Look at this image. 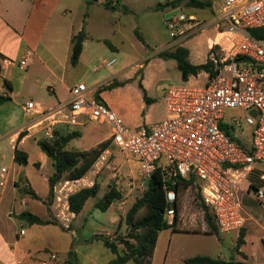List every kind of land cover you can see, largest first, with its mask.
<instances>
[{
	"label": "crops",
	"instance_id": "1",
	"mask_svg": "<svg viewBox=\"0 0 264 264\" xmlns=\"http://www.w3.org/2000/svg\"><path fill=\"white\" fill-rule=\"evenodd\" d=\"M74 1L81 7L78 18L71 8ZM156 1L154 0L148 8L162 14V23L165 26V18L171 7L162 10L155 8L158 4L172 0ZM217 3L219 8V0ZM104 4V0H0V57L17 61L26 52L30 54L25 69L14 63L0 66V96L6 98V101L0 104V165L8 170L7 182L0 189V264H68L69 259L75 264H108L114 259L115 254L106 248L102 241L90 240L91 237L103 235L115 239L117 235L124 236L127 232L124 216L130 207L123 209L121 199L114 200L106 210L113 209L114 213L109 221L112 228L101 221L106 211H100L102 214L95 222L91 216L93 211L80 218L81 210L76 214L68 231L61 229L54 222L31 224L18 217L22 212H29L43 221H51L49 205H45L44 201L48 197V178L54 170L48 157L37 145V140L46 137L45 133L48 131L46 124L39 123L41 115L37 113L55 109L67 101L69 89L77 83H73L74 79L75 81L78 79L83 65L91 62L92 53L96 52L98 44L107 43L108 34H114L118 30L112 27L108 34H94L89 18L90 12L95 5ZM141 4L143 0H120L115 5L117 19L121 17L120 12H132L134 7ZM72 16L76 20L71 22ZM189 16L197 19L195 14ZM69 17L71 19H68ZM213 18L207 23H211ZM82 29L85 32V40L78 62L72 66L71 39ZM193 36L192 32L176 38L169 36L172 41L156 53L181 46L188 50L187 59L190 63L204 64L208 60L213 35L199 45L193 42L196 37ZM108 62L111 61L104 62L103 66L106 67L104 64ZM200 77L202 81L199 83L203 85L207 77L205 72L189 77L186 82L191 79L197 82ZM140 82L148 92L143 85V76ZM121 90L122 88L118 89ZM94 91L95 89L89 90V95L93 96ZM137 93L138 106L134 104L131 95L119 94L113 98L117 93L108 92L105 88L98 91V96L123 123L128 122L131 124L130 127L134 128L150 123L151 107L163 103L164 92L157 100L152 98L153 100L149 102L152 104L149 105H145L140 93ZM27 102L35 104L36 114L24 113V105ZM94 122L99 121L79 118L73 125L58 123L52 126L49 132L52 134L54 129L61 131L64 128H67V131L78 132L79 136L71 140L67 148L87 152L98 148L102 143L105 144L110 135V131L103 132ZM20 133L24 134L18 138ZM84 136L89 137L92 144L84 141L81 146H76L75 142ZM15 149L26 153V165L14 162ZM132 160L138 166L134 157ZM16 184L33 190L39 200L20 193ZM249 184L250 188L241 187L240 201L245 222L240 230L243 231V242L237 250L235 245L240 231L231 232L234 234L233 242L227 246L222 233L218 232L216 235L209 232L204 213L199 214L194 208L183 209L177 211L174 231L167 229L158 232L149 264H185L184 259L196 255L224 260L231 264H264V204L256 203L252 190L254 185L251 182ZM142 210L143 208L137 212V217L143 215H139ZM89 216L92 221L89 220ZM121 249L122 246L118 245V250ZM51 255H55V260L51 259ZM124 264L137 263L130 260Z\"/></svg>",
	"mask_w": 264,
	"mask_h": 264
},
{
	"label": "built area",
	"instance_id": "2",
	"mask_svg": "<svg viewBox=\"0 0 264 264\" xmlns=\"http://www.w3.org/2000/svg\"><path fill=\"white\" fill-rule=\"evenodd\" d=\"M115 6L117 0H104ZM213 21L208 60L214 74H207L201 86H169L162 95L165 117L153 125L128 127L101 100L89 95L83 83L69 89V98L55 109L40 113L39 123L50 128L58 123L76 124L79 118L106 122L110 135L89 169L76 178H61L52 187L49 210L51 218L68 231L76 214L70 198L97 183L118 149L134 157L141 177L148 180L159 170L169 208L164 216L173 219L177 203L176 179L193 178L202 203L209 211L217 231L222 234L239 232L244 225L240 201L242 185L255 164L264 165V39L249 34L251 29L264 28V0H219ZM177 11V12H175ZM165 26L171 38L185 36L182 28L200 26L195 18L171 9ZM201 28V27H200ZM29 52L17 61L0 57L2 64H16L25 69ZM113 62L105 63L106 67ZM35 104L27 102L24 113L33 115ZM227 110L240 111L225 119ZM243 123L251 127V139L234 133ZM228 132V134H227ZM8 170L0 165V189L7 182ZM264 183V173L258 175ZM251 185L248 184L247 188ZM255 200L264 204V184L252 188ZM172 221V220H171ZM55 260V255H51ZM45 264V263H43ZM56 264V263H51Z\"/></svg>",
	"mask_w": 264,
	"mask_h": 264
},
{
	"label": "rangeland",
	"instance_id": "3",
	"mask_svg": "<svg viewBox=\"0 0 264 264\" xmlns=\"http://www.w3.org/2000/svg\"><path fill=\"white\" fill-rule=\"evenodd\" d=\"M153 1L143 0V4L139 7H134L132 12H120L122 14L119 19H117L118 12L115 11L116 9L111 10L110 8L97 5L92 8L89 18L94 34H108L107 32L110 31L112 27L118 28L119 32H117V30L114 34L109 33V41H107V43L100 42V44H98V49L96 52L92 53L91 62L89 64H84L82 70H80L79 77L76 76V78H80L79 81H77L78 79H76V81L74 79L73 83H83L87 89H95L92 95L96 99V94L99 90L102 91L106 85L111 83H117L113 88L105 90L117 93L114 94L113 98L119 94L124 96L131 95L136 106L139 104L137 92L140 93L142 99L145 94L148 99L153 98L157 100L169 86L184 87L201 85L199 82L202 81V77L197 79V82L195 79L184 82L173 60L163 59L157 56L156 51L161 49L168 42H171L172 39L169 37L167 28L162 23V14L160 12L155 13L153 9H150V7L148 8ZM202 1H209L211 6L206 9H197L187 6V0H180L176 5L183 14L188 16L189 14H195L197 16L195 22L199 23V27L191 26L188 28L190 25L188 21L182 26V28H186V30L191 29L188 31L196 36L193 42L197 45L205 41L207 37L213 35V29L207 27L205 24L214 17V13L218 9L217 0ZM156 2H160V0ZM161 2H163V0ZM105 4L108 3L105 2ZM71 8L78 18V11L81 8L79 3L75 1L72 2ZM68 19H71V17ZM74 20L76 19L72 16L71 22ZM112 60H115V62L110 68L103 66L104 62ZM141 76H143V85H145L148 92H146L142 86L139 87ZM96 87L98 88L96 89ZM119 88H122V90L118 91ZM143 101L145 105L152 104L146 103L144 99ZM159 102L158 100V103ZM239 114L240 111L238 110H227L225 112V119L229 120L231 117H236L240 121L241 118ZM164 117V104L160 102L156 107L155 104L152 105L149 118L150 123H148L147 126L160 122ZM94 123H96L103 132L107 133L110 131L109 125L106 122ZM124 124L128 127L131 126L128 122H124ZM234 133L241 135L246 140L251 139V127L243 123H241L239 127L234 128ZM84 141L87 142V144H92V140L84 136L81 140L75 142V145L81 146ZM112 151L113 155L108 167L102 171L97 179L99 190L95 196L86 200L80 212V218L87 214V212L91 213V211H93L91 213L93 220L95 222L99 220L98 216L101 215L102 212L97 210L96 204L103 199L104 193L108 190L109 186H113L119 191L121 194V207L125 210L128 209L145 190L146 180L141 177L139 167L132 160V156L118 149H112ZM260 173H264V165L256 164L254 171L249 175L247 181H245L242 186L247 187L249 182L256 187L262 186L264 183L258 180V175ZM256 203L258 202L256 201ZM176 206L178 211L194 208L199 214L204 213L203 203L195 183L186 187L180 186L177 189ZM113 213V209L106 211V213H104V218L101 220L103 224L107 225L109 228H112L109 221ZM144 213L145 209L139 212V215ZM92 218L89 216V220L92 221ZM165 220L170 223L172 219L166 218ZM233 235L232 233L223 234L227 246L232 244Z\"/></svg>",
	"mask_w": 264,
	"mask_h": 264
},
{
	"label": "trees",
	"instance_id": "4",
	"mask_svg": "<svg viewBox=\"0 0 264 264\" xmlns=\"http://www.w3.org/2000/svg\"><path fill=\"white\" fill-rule=\"evenodd\" d=\"M180 0L166 1L163 4H158L156 10H162L165 7H171V9L177 8V3ZM119 3L120 0H117ZM106 8L115 10V6L109 4L103 5ZM187 6L206 9L211 6L208 1L202 0H187ZM249 34L258 39H264V28L251 29ZM85 40L84 30H80L71 39L72 49L70 55V64L76 65L79 56L82 51V43ZM158 57L163 59H171L175 62L176 68L180 73L182 81L186 82L189 77L197 76L201 72L207 73L209 76L214 74V66L210 60H207L204 64L194 65L187 59L188 50L181 46H176L172 50H164L157 54ZM117 83H111L105 87V89H111L116 86ZM141 87V84H139ZM99 99L98 92L96 94ZM143 99L146 103L151 102L145 94ZM6 98L0 96V104L5 102ZM24 133H20L18 138H21ZM228 134V132H227ZM79 133L76 131H67V128L63 130L52 131L50 137H42L37 140L39 149L48 157L53 167V174L48 178V197L44 201L45 205H49L52 196V187L56 181L61 178H76L83 175L90 167L95 157L99 153L100 149L105 145L101 144L98 148L90 151H77L68 149L67 145L71 140L78 137ZM14 162L18 165L27 164L26 153L14 150ZM163 178L159 170H156L152 176L146 181L145 190L139 198H137L130 208L127 210L124 216V222L127 226V232L124 236L117 235L115 239H110L103 235H94L90 240L97 239L102 241L104 246L108 248L113 254L112 259L108 264H124L130 260L135 261L137 264H149L150 257L152 255L154 244L159 231L170 229L172 231L176 228L177 223V206H175V214L170 223L165 219L164 213L169 208L165 199V192L163 190ZM195 183L193 178L187 180L178 178L176 179L175 189L180 186L186 187ZM18 187L19 192L22 194H28L32 199L39 200L33 190L26 187ZM99 190V185L96 183L93 188L84 189L76 193L70 198V208L77 214L82 210L86 200L92 196H95ZM121 194L113 187L109 186L108 190L104 193L103 199L96 204V208L100 211H106L114 200H120ZM204 207V219L208 225L209 232L218 235L217 228L213 222L212 216L209 211ZM145 209V213L141 217H137V212L140 209ZM20 219H24L31 224H48L55 221L51 218V221H43L39 217L29 213L22 212L18 215ZM243 231L239 233L236 241L235 249L237 250L242 244ZM118 245L122 246V249L118 250ZM72 254L70 253V257ZM185 264H231L220 259H214L207 256L196 255L184 259ZM68 264L71 260H68Z\"/></svg>",
	"mask_w": 264,
	"mask_h": 264
},
{
	"label": "water",
	"instance_id": "5",
	"mask_svg": "<svg viewBox=\"0 0 264 264\" xmlns=\"http://www.w3.org/2000/svg\"><path fill=\"white\" fill-rule=\"evenodd\" d=\"M175 12H177V11H175ZM171 14L170 13H168L167 15H166V17H168V16H170Z\"/></svg>",
	"mask_w": 264,
	"mask_h": 264
}]
</instances>
